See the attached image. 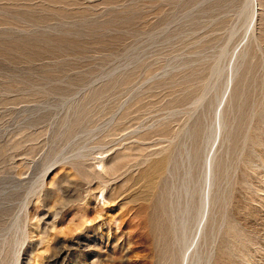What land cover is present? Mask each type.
Returning a JSON list of instances; mask_svg holds the SVG:
<instances>
[{"label": "rangeland", "instance_id": "374dc122", "mask_svg": "<svg viewBox=\"0 0 264 264\" xmlns=\"http://www.w3.org/2000/svg\"><path fill=\"white\" fill-rule=\"evenodd\" d=\"M263 143L264 0H0V264H260Z\"/></svg>", "mask_w": 264, "mask_h": 264}, {"label": "bare ground", "instance_id": "6f19581e", "mask_svg": "<svg viewBox=\"0 0 264 264\" xmlns=\"http://www.w3.org/2000/svg\"><path fill=\"white\" fill-rule=\"evenodd\" d=\"M264 144V143H263ZM241 158H242V156H241ZM100 193V192H99ZM102 193L103 192H101V195H102ZM108 194V193H107ZM258 210V209H257ZM242 213V212H241ZM264 216V215H263ZM261 219V218H260ZM264 220V219H263ZM262 230H261V240H262V246L264 247V226H263V228H261ZM250 233V232H249ZM223 242V241H222ZM247 253V252H246ZM260 264H264V262H262V263H260Z\"/></svg>", "mask_w": 264, "mask_h": 264}]
</instances>
